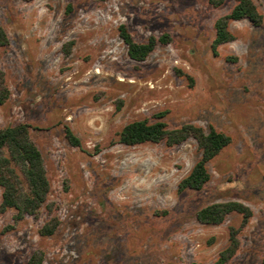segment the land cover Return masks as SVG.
<instances>
[{"label": "rangeland", "instance_id": "374dc122", "mask_svg": "<svg viewBox=\"0 0 264 264\" xmlns=\"http://www.w3.org/2000/svg\"><path fill=\"white\" fill-rule=\"evenodd\" d=\"M68 2L0 0L10 37L0 65L12 91L0 128L32 125L51 182L38 216L15 224V209L0 212V264H216L243 216L205 224L197 211L228 200L253 216L227 264H264V0H254L262 22L232 20L235 38L217 55L216 21L237 0H74L71 12ZM121 23L139 42L171 40L136 61ZM161 112L170 128L191 122L232 136L208 163L203 189L179 190L201 156L196 139L119 142L127 123ZM65 124L82 147L70 144ZM55 216L56 232L42 235Z\"/></svg>", "mask_w": 264, "mask_h": 264}, {"label": "trees", "instance_id": "16d2710c", "mask_svg": "<svg viewBox=\"0 0 264 264\" xmlns=\"http://www.w3.org/2000/svg\"><path fill=\"white\" fill-rule=\"evenodd\" d=\"M215 6L226 0H210ZM74 9V0H69L67 11ZM248 18L253 24L262 22V14L254 0H237L230 13L217 19L216 36L212 43L214 54H218L220 45L232 41L235 35L229 29L232 20ZM119 33L128 46L129 56L136 61H144L160 43L167 44L171 37L169 33L161 36L151 35L146 42L135 40L126 23L119 25ZM10 44V37L0 22V51ZM235 59L236 57H229ZM12 91L7 81L6 71L0 65V105L11 97ZM166 112L157 115V120L138 119L127 123L119 132V142L126 145H137L145 142L165 141L174 146L190 138L196 139L201 150V156L191 171L179 182V190H201L210 181L211 173L208 163L232 142V136L210 126L207 130L194 123H185L179 127L170 128L163 117ZM32 125L26 122L7 125L0 128V187L2 201L0 212L15 209L14 223H18L26 215L38 216L45 206L51 191L45 159L41 148L32 137ZM64 133L70 144L82 147L83 143L72 127L64 125ZM233 212L242 214L239 228L230 230L229 243L220 252L216 264H227L240 247L239 233L253 216L252 208L239 200L214 202L203 206L197 211V218L205 224H221ZM60 220L57 216L48 221L41 229L42 235H53L58 229ZM42 258L34 256L32 262H41Z\"/></svg>", "mask_w": 264, "mask_h": 264}]
</instances>
